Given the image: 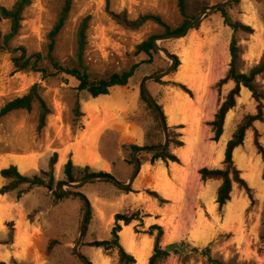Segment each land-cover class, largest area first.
<instances>
[{
    "label": "rangeland",
    "instance_id": "374dc122",
    "mask_svg": "<svg viewBox=\"0 0 264 264\" xmlns=\"http://www.w3.org/2000/svg\"><path fill=\"white\" fill-rule=\"evenodd\" d=\"M17 1L0 0V9L12 10ZM29 1L22 14L19 34L7 47L24 48L27 58L41 55L43 60L39 67L44 68L47 65L44 59L51 52V33L60 18L61 0ZM186 1L184 16L178 0H73L65 26L54 41L52 55L55 59L65 67H73L78 31L88 19L83 63L93 78L109 77L138 67L127 86L114 87L109 95L98 98L80 91L79 81L67 74L44 78L42 73L18 70L13 60L15 54L4 44V36L10 33V23H0V110L8 102L31 92L41 97L51 110L42 129L39 127L41 109L37 102L32 111H16L1 120L0 173L14 165L30 178L42 176V172L50 171V161L58 154L51 190L46 178L43 187L27 189L24 186V194L18 191L0 194V263L83 264L76 249L86 206L77 197L59 200L54 194L59 183L67 184L64 167L72 160L76 172L89 167L93 173H107L128 183L135 165L126 161H131V156L136 154L130 147L144 149L165 143V133L159 130L156 113L141 96L145 80L161 75L159 79L149 81L147 88L163 108L167 126L182 135L178 140L184 141L185 146L176 148L172 145L170 148L180 159L179 164L163 161L154 164L158 166L155 178L142 172L143 165L151 164L147 162L151 154L137 153L136 158L143 165L132 188L139 185L140 189L135 188V191L154 199L147 188L156 179L171 191L173 216L169 224L178 234L168 244L174 241H180L176 242L180 245L191 244L186 255L171 253L173 264H209L201 255L206 248L210 249L214 259L224 264H264V161L255 145L257 131L259 143L264 147V121L256 122L247 131L244 145L235 151L238 159L234 161L241 172L239 157L253 155L261 160V172L255 182L244 179L253 191V205L246 190L235 185L232 199L236 197L239 201L234 213L228 216L227 208L220 212L219 206L213 211L211 194L219 183L205 182L199 173L205 167L224 168V159L219 164L213 156L223 148L225 158L227 143L238 125L247 115L258 112V102L250 91L242 88L237 106L227 116L224 136L220 142L213 141L210 122L214 121L221 104L235 86L233 82L218 86L230 70L233 37L242 50L239 64L242 73H248L264 58V0H240L239 4L232 0ZM223 3H227L225 7L233 20L252 27L255 33L234 34L225 25L219 10L208 11ZM206 11L201 24L185 37L157 42L179 59L181 65L177 70L176 61L162 52L147 55L138 51L144 42L176 32ZM148 16L161 19L169 31L153 20L140 22ZM185 60H188L187 64ZM187 73L200 81L199 90L192 89L189 82H182V76ZM178 84L189 89L192 95L185 93ZM257 86L264 93V74L257 78ZM183 93L187 94L186 100L181 96ZM78 103L80 118L76 114ZM179 121L185 123V129H175L177 126L171 124ZM183 151L189 155L187 161ZM7 184L0 175V190ZM65 189L70 190L66 186ZM76 191L88 199L93 209L80 254L92 264H118L116 252H105L91 244L110 240L115 216L131 211L125 201L126 193L114 184L100 180ZM52 241L57 244L49 249ZM169 245L162 247L165 249Z\"/></svg>",
    "mask_w": 264,
    "mask_h": 264
},
{
    "label": "trees",
    "instance_id": "16d2710c",
    "mask_svg": "<svg viewBox=\"0 0 264 264\" xmlns=\"http://www.w3.org/2000/svg\"><path fill=\"white\" fill-rule=\"evenodd\" d=\"M187 1L186 0H178V5L180 8L181 13L186 16L187 10ZM234 4H239L240 0H232ZM30 3L29 0H18L12 10L7 8L0 9V23L2 21H8L10 23V33L4 36V44L6 48L15 54L14 63L15 66L20 71H33L37 73H42L44 78L53 77L58 74H67L69 76L74 77L79 81V90L88 92L93 98H98L101 96H107L110 94V91L114 87H125L129 84L130 80L135 76L137 66L132 67L129 71H125L120 74H112L109 77H98L93 78L91 74L88 73V68L83 63L84 53L86 50L87 45V29H88V19H85L81 24L79 31H78V48L76 52V59L73 61V67H65L60 64L55 57L52 55V50L54 47L55 38L61 32V30L65 26V22L68 18V15L71 12L73 0H61V13L58 23L56 24L53 32L51 33L52 44H51V52L47 55L45 62H47L46 67L41 68L39 67L40 62L43 60L41 55H34L27 58V51L24 48L18 49H11L8 46L9 42L19 34L21 29V24L23 21V11L24 8ZM221 12L222 17L224 18L225 25L228 26L234 34L236 33H244L247 35H253L254 29L241 21L233 20L228 12L227 8L223 7L218 9ZM148 20H153L156 23L160 24L161 26L165 27L167 31H169V27L165 25L161 19L157 17H144L140 22H146ZM264 22V17H263ZM139 24V23H138ZM187 25V24H186ZM186 25L182 28L176 30V32L184 31ZM135 26V24H133ZM2 34L0 32V39ZM155 38H152L143 44L139 45L138 51L140 53H145L150 55L152 53H160L154 47ZM230 53H231V64L230 70L225 79L221 80L218 86H223L228 84L229 82L234 83V88L229 91L228 95L226 96L224 102L221 104L218 112L215 115L214 121L210 123L212 127V132L214 134L213 141L220 142L222 137L225 133V124L226 119L231 110H233L237 106V99L241 96L242 88H246L248 91L252 93L253 98L258 102V112L255 115H247L244 117L243 121L238 125L237 129L235 130L234 134L232 135L231 139L228 141L226 150H225V158H224V168L222 169H210L208 167L203 168L200 170V175L202 180L207 181H220V186L217 190V198L216 202L219 206V211L222 212L225 205L231 201L233 189L235 185H238L240 188L246 190L247 194L249 195L250 200L252 201V205L255 203L253 191L249 187L248 183L241 177L242 172L238 169L234 161V153L235 151L242 147L245 142L246 133L249 129L253 128L256 122H263L264 121V93L259 91L257 86V78L264 74V58L260 64L253 67L248 73H242L239 70V64L242 59V50L241 47L238 45L236 37H233L231 45H230ZM19 54V55H16ZM181 63L179 59L176 57V65L175 70L180 67ZM179 86L185 93L192 95L191 91L187 89L183 85ZM142 99L150 106V108L156 113V117L159 123V130L163 132V125L160 120V117L157 113V109L161 110L164 114L163 108L157 104V109L151 104L150 100L147 98L143 90H141ZM39 103L40 106V128H44L46 126L47 117L51 114V110L48 108L46 102L39 97L38 95L31 92L23 97L16 98L10 102H8L1 110H0V122L1 120L8 116L9 114L16 112V111H32L34 104ZM77 118L81 117L80 105L77 104L76 108ZM165 116V114H164ZM166 120V116H165ZM183 126L176 127L175 129H182ZM168 136L169 141L166 149L156 152L150 153L151 159L147 160L151 164H155L157 161H163L165 163L173 162V163H180V159L176 154L172 152L170 149L171 146H175L176 148H182L185 146L183 141L178 140V137L182 135L176 134L171 131L168 127ZM150 139V138H149ZM255 145L259 151V154L262 155L264 161V147L259 143V133L256 131L255 135ZM163 144L159 145H150L149 147L157 148L162 147ZM132 151H138L141 148L137 146L130 147ZM130 165H136L137 162L140 165H143V162L140 159H136L131 156V161H126ZM58 163V154H54L53 158L50 161V171L49 172H42V176H35L30 178L28 176L23 175L17 166H10L9 168H5L1 171V177L8 182L7 185L1 188L0 194L6 195L11 192L18 191L19 194H24L25 190L23 189L24 186L27 189H32L34 187H43L46 185V178H48V185L53 187L54 186V168ZM64 174L67 177V183H80L85 181L86 179L94 176H111L107 173H93L90 171L89 167H86L84 170L80 172L75 171L74 163L72 160H69L65 167H64ZM100 182H107L112 183L110 180H101ZM64 183H59V188L56 189L54 192L57 199H69V196L66 193L61 192L60 186ZM118 187L117 185H115ZM121 191L125 193L135 192L132 187L128 188H120ZM150 195L157 198L161 203H166V201L162 200L161 197L155 193L151 192ZM84 196V195H83ZM85 197V196H84ZM85 200V201H84ZM82 200L85 206H89V213L87 216L85 234L88 230V226L92 220V212L93 209L90 205V202L85 197ZM148 215H145L142 211L138 210L133 212L132 214H117L115 216V224L111 231V239L105 240L102 242H94L91 246H96L103 248L105 252H116L118 257V264H136L135 257L128 253L125 248L122 246L120 242V232L122 231V224L129 225L134 221H138L140 226H143V220ZM137 233L140 231L137 230ZM146 234L155 237V248L152 257L149 260V264H161V262L169 256V253L162 247V241L164 236V229L158 225L151 226L147 231ZM84 234V235H85ZM54 244H57V241H52L49 245V249H52ZM194 252H200L199 249H193ZM175 253L180 254L179 251ZM201 255L208 261L209 264H224L216 259H214L210 255V249L206 248L205 250L201 251ZM0 264H6L1 262Z\"/></svg>",
    "mask_w": 264,
    "mask_h": 264
},
{
    "label": "crops",
    "instance_id": "0c3cea01",
    "mask_svg": "<svg viewBox=\"0 0 264 264\" xmlns=\"http://www.w3.org/2000/svg\"><path fill=\"white\" fill-rule=\"evenodd\" d=\"M188 76H190V75H188ZM186 95L187 94H185V93H183L181 95L184 100H186V98H187ZM171 124L174 126H177V127L183 126L184 128H182V129H185V126H184L185 123H183L182 121H179L178 123H171ZM223 159H224V151L222 148L215 156H213V160H216L217 163L220 164L223 162ZM170 164L175 165L176 163L170 162ZM157 167L158 166H156L154 164H148L147 163V164L142 166V172L144 171L145 176L147 175V176H151V177L155 178L156 175L154 173L156 172ZM165 167H167L166 164H165ZM159 172L163 173L162 170H160ZM161 177H163V176H161ZM213 182L215 184L218 182L219 186L221 184L220 181H213ZM219 186L217 187V190H218ZM131 187H132V185H131ZM161 187H166L168 189L167 195L158 192ZM135 188L140 189V186L138 185L137 187H133L132 189L134 190ZM147 189L151 190L152 192L157 193L161 197L162 200L166 201V203H161L157 198H154V199L149 198V197H147V194H145V196H142L139 192L135 191L136 189L134 190L135 192H130L128 194L126 193V195H125V201H127V203L129 204V208L131 209V211H129L128 214H130L131 212H135V211L140 210L145 215H148L143 220V226H140V223L138 221H134L133 223H131L129 225H125L123 223L122 224V231L120 232V242H121L122 246L125 248V250L135 257V259L137 261L136 264H138L139 259L141 257H143L144 255L145 256L147 255V256L143 257V259H144V260H142L143 264H149V260L154 253L155 237L146 234L145 231H147L153 225H158V226L162 227L164 229L162 246H166V245L170 244L169 241H171V240L169 239V237H170V234L172 232H174L172 230L171 225L169 224V219L173 216V208H172L171 203H170V201L172 200V196H171V191L169 190L168 186L167 185L163 186L162 181L158 182L155 179L154 182L151 184V187H149ZM217 190L216 191L213 190V193L211 194V200H212L211 209L213 211L215 209H217V207H218L217 202H215L216 198H217ZM213 200H214V202H213ZM225 207H226V205H225ZM137 230H141L140 233H137ZM124 232H126V236L130 241L129 246L125 245L123 243L122 234ZM177 234L174 235V238L172 240H175L177 238ZM176 242H180V241H174V243H176ZM138 255H140V256H138ZM162 262H163V264H173L174 255H171V253H169V256H167V258L164 259Z\"/></svg>",
    "mask_w": 264,
    "mask_h": 264
},
{
    "label": "water",
    "instance_id": "95a60500",
    "mask_svg": "<svg viewBox=\"0 0 264 264\" xmlns=\"http://www.w3.org/2000/svg\"><path fill=\"white\" fill-rule=\"evenodd\" d=\"M227 5V3H223L221 5H218L216 7H213V8H210L208 9V11H214V10H218L220 8H223ZM207 14V11L202 13L199 17H197L195 20L187 23L184 31L182 32H172V33H168L166 35H164L163 37H158L156 39H154L153 43H154V47L159 51V52H162L164 53L170 60H172L173 62L176 61V57L171 55L170 52L164 48V47H161L158 45V41H169V40H173V39H179V38H182V37H185L187 35V33L199 26L201 24V21H202V18L204 15ZM174 65H172L170 67V69L168 71H170L172 68H173ZM161 77V75H155L153 77H149L145 80L144 84H143V87H142V90L143 92L145 93V95L147 96V98L150 100L151 104L157 109V103L156 101L153 99L152 95L150 94L148 88H147V83L149 81H153V80H157ZM157 113L160 117V120L162 122V125H163V129H164V133H165V143L162 147H157V148H152V147H149V148H144V149H140L138 151H136V154L137 153H141V152H145V153H156V152H160L164 149H166L167 145H168V141H169V136H168V126H167V122L165 120V116L163 114V112L159 109H157ZM136 154L134 155V157L136 158ZM137 159V158H136ZM140 163L137 162L136 165H135V169L133 171V174H132V177L130 179V181L128 183H122L120 181H118L116 178H114L113 176H108V177H105V176H94V177H90L88 179H86L85 181L81 182V183H67V184H63L61 187H60V191L63 192V193H66L68 194L69 196L71 197H77L81 200H84L85 197L83 196L82 193H79L77 192L76 190L85 185V184H88V183H91L93 181H96V180H110L112 181L113 183H115V185H117L118 187L120 188H128L130 187L136 177L138 176V173L140 171ZM65 186L67 188H69L70 190L67 191L65 189ZM49 190L52 189V187H48ZM85 201V200H84ZM88 213H89V206L87 205L86 206V212H85V215L83 217V221H82V224H81V234H80V239H79V243H78V247L76 249V253H77V257L78 259L83 263V264H92L91 262L87 261L85 257H83V255L80 254L79 252V249H80V245H81V242L84 238V234H85V228H86V222H87V216H88ZM191 247V244L188 243L186 245H180L178 243H174V244H171L169 246H167L165 248V250L168 252V253H174L176 251H179L182 255H186L188 252H189V249Z\"/></svg>",
    "mask_w": 264,
    "mask_h": 264
},
{
    "label": "bare ground",
    "instance_id": "6f19581e",
    "mask_svg": "<svg viewBox=\"0 0 264 264\" xmlns=\"http://www.w3.org/2000/svg\"><path fill=\"white\" fill-rule=\"evenodd\" d=\"M186 61V60H185ZM188 61V60H187ZM186 61V63L185 64H187L188 62ZM185 66V65H184ZM186 67V66H185ZM185 69V68H184ZM182 72V71H181ZM184 74V73H183ZM182 74V75H183ZM188 74V73H187ZM181 75L182 76V82H184V81H187V82H189L190 83V85H191V87H192V89H195L196 91L197 90H199L201 87H200V81L198 82V81H196L195 80V77L193 78L192 76H188V75ZM201 84H203V83H201ZM246 92H248L247 90H246ZM189 155L187 154V152L186 151H183V157L186 159V161L189 159V157H188ZM240 158V160L238 161L239 162V167H240V169L242 170V178L243 179H245L246 181H248L249 183H254L255 182V179H256V176L257 175H259L260 174V172H261V165H262V163H261V160H260V158L259 157H255V156H246V155H244V156H241V157H239ZM235 159H238V153L236 154V152L234 153V160ZM168 189L166 188V187H161L160 189H159V191L158 192H160V193H163V194H165V195H167L168 194ZM1 198H2V196H1ZM239 200H238V198H236V197H234L233 199H231V201H229L227 204H226V208H227V211H228V216H230L231 214H233L234 213V211H235V206H236V204H237V202H238ZM169 225V224H168ZM127 231V230H126ZM176 232L174 231V232H172L171 234H170V237H169V239L170 240H172L173 238H174V235H176L175 234ZM122 240H123V243L125 244V245H128L129 246V244H130V241H129V239L127 238V236H126V232H124L123 234H122ZM149 248V247H148ZM147 254V253H146ZM138 256H140V255H138ZM145 256V255H144ZM143 256V257H144ZM147 256V255H146ZM145 256V257H146ZM143 257H141L140 259H139V262H138V264H143V262H142V260H144L143 259Z\"/></svg>",
    "mask_w": 264,
    "mask_h": 264
}]
</instances>
